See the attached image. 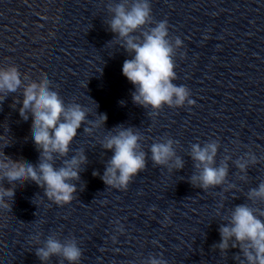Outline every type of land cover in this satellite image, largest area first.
Segmentation results:
<instances>
[{"label": "clouds", "instance_id": "clouds-1", "mask_svg": "<svg viewBox=\"0 0 264 264\" xmlns=\"http://www.w3.org/2000/svg\"><path fill=\"white\" fill-rule=\"evenodd\" d=\"M113 13L108 23L109 30L116 34L121 47L132 54L122 66V74L134 86L131 93L132 102L145 109L151 108L157 113L164 105L169 107H182L194 103L189 99L190 93L185 86H177L172 81L176 79L174 71V56L176 49L181 47L180 38L174 42L169 38L167 21L155 23V26L141 31L140 35L134 33L153 23L149 0H131L130 7L125 3H118L115 7L109 6ZM20 72L15 66L0 70V102L6 98L7 93H15L21 87ZM123 105V101L120 102ZM31 115V137L39 151L37 164L23 159H13L0 152V181L6 180L9 185L19 182L23 185L31 181L43 188L44 195L57 205L72 202L76 185L71 183L79 180L80 166L87 162L83 152L64 159L60 167L54 166L58 157H67L70 145L77 136V130L87 120L88 109L79 103L65 104L58 92L51 90L50 81L44 75L40 81H33L24 86L22 106L19 108L20 117L27 121ZM99 120L90 122L91 127L84 131L89 134L92 127H100L107 121L106 114H99ZM5 147L11 143L6 136H0ZM140 135L131 127L117 125L109 130L104 137L102 147L112 151L113 155L107 163L101 177L108 187L127 190L128 185L138 173L146 167V153L141 150ZM173 140L156 142L151 145V160L155 165H168L175 156ZM218 143L211 142L203 147L199 143L191 145V156L196 161L195 167L202 171L191 177L193 187L204 190L220 186L228 174L227 165H215ZM254 162V160H253ZM244 170L246 165L238 163ZM174 167L183 168L181 158H175ZM93 175H98L94 172ZM15 196V187L0 185V210H11ZM249 199L264 200V183L251 189ZM167 221V217L165 218ZM220 242L215 245L221 252L229 248L232 238V248H239L243 259L240 264H264V221L257 217L253 209L246 204L237 205L231 212L226 224L219 228ZM36 256L41 261H47L52 256H62L69 264H78L82 251L75 239L66 242L49 236L44 247L36 249ZM148 264H166L165 260L151 257Z\"/></svg>", "mask_w": 264, "mask_h": 264}]
</instances>
